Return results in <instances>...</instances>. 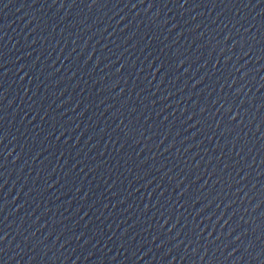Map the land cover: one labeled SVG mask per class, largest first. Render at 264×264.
<instances>
[{
  "label": "water",
  "instance_id": "water-1",
  "mask_svg": "<svg viewBox=\"0 0 264 264\" xmlns=\"http://www.w3.org/2000/svg\"><path fill=\"white\" fill-rule=\"evenodd\" d=\"M0 264H264V0H0Z\"/></svg>",
  "mask_w": 264,
  "mask_h": 264
}]
</instances>
